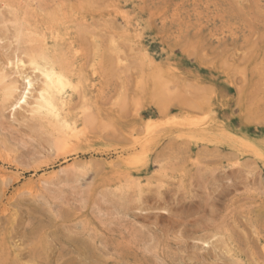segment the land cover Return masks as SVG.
Listing matches in <instances>:
<instances>
[{
	"label": "rangeland",
	"instance_id": "374dc122",
	"mask_svg": "<svg viewBox=\"0 0 264 264\" xmlns=\"http://www.w3.org/2000/svg\"><path fill=\"white\" fill-rule=\"evenodd\" d=\"M0 264H264V0H0Z\"/></svg>",
	"mask_w": 264,
	"mask_h": 264
},
{
	"label": "bare ground",
	"instance_id": "6f19581e",
	"mask_svg": "<svg viewBox=\"0 0 264 264\" xmlns=\"http://www.w3.org/2000/svg\"><path fill=\"white\" fill-rule=\"evenodd\" d=\"M42 57L43 58L41 59H33L31 62L34 71H38L40 75L43 77L44 81H43V86H41V88L39 89L38 98L37 101L35 102V106L30 110L31 112H36L38 114L43 115L48 120H51L49 122H55V124L60 125L61 128L67 129L68 132L66 131L63 135V141L65 142V146H66L71 142L72 138H75L72 135L73 134L72 130L74 129L70 128L71 127L69 125L70 123H68L65 116L63 115L64 106L67 101L66 89L69 86L70 80H68V78L63 74L64 72L62 73L61 71L58 70V68L56 67L57 64L54 61L47 58V56H42ZM26 79L28 80V88L26 89V92H24V94L21 96V98L17 99L16 104L12 105L11 103V105L13 106L12 108H15L17 106L21 107L22 104L27 103L28 95L31 94V89L33 88L34 85L30 79L28 78ZM16 87L17 86H14V88ZM12 94L13 93H10L9 96H12ZM10 99L12 100L11 97H9V100ZM31 106L32 105H30V107ZM30 110L29 113L31 114ZM70 129L71 131H69Z\"/></svg>",
	"mask_w": 264,
	"mask_h": 264
}]
</instances>
